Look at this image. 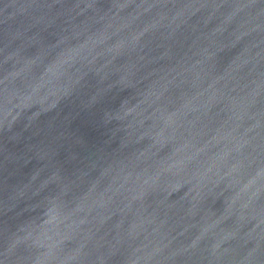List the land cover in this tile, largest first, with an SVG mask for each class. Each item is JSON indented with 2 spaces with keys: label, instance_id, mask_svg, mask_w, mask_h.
Wrapping results in <instances>:
<instances>
[{
  "label": "water",
  "instance_id": "95a60500",
  "mask_svg": "<svg viewBox=\"0 0 264 264\" xmlns=\"http://www.w3.org/2000/svg\"><path fill=\"white\" fill-rule=\"evenodd\" d=\"M0 264H264V0H0Z\"/></svg>",
  "mask_w": 264,
  "mask_h": 264
}]
</instances>
